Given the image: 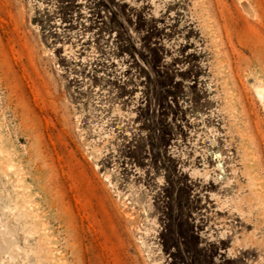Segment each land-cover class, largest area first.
Segmentation results:
<instances>
[{"label": "rangeland", "instance_id": "374dc122", "mask_svg": "<svg viewBox=\"0 0 264 264\" xmlns=\"http://www.w3.org/2000/svg\"><path fill=\"white\" fill-rule=\"evenodd\" d=\"M0 264H264V0H0Z\"/></svg>", "mask_w": 264, "mask_h": 264}, {"label": "bare ground", "instance_id": "6f19581e", "mask_svg": "<svg viewBox=\"0 0 264 264\" xmlns=\"http://www.w3.org/2000/svg\"><path fill=\"white\" fill-rule=\"evenodd\" d=\"M15 254H16V252L12 250L10 255H15Z\"/></svg>", "mask_w": 264, "mask_h": 264}]
</instances>
